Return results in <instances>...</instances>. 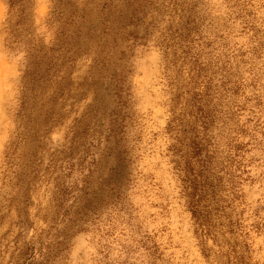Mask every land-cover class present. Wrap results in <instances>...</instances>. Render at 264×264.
Here are the masks:
<instances>
[{
	"label": "rangeland",
	"instance_id": "rangeland-1",
	"mask_svg": "<svg viewBox=\"0 0 264 264\" xmlns=\"http://www.w3.org/2000/svg\"><path fill=\"white\" fill-rule=\"evenodd\" d=\"M57 4L0 0V264H264V0Z\"/></svg>",
	"mask_w": 264,
	"mask_h": 264
},
{
	"label": "trees",
	"instance_id": "trees-1",
	"mask_svg": "<svg viewBox=\"0 0 264 264\" xmlns=\"http://www.w3.org/2000/svg\"><path fill=\"white\" fill-rule=\"evenodd\" d=\"M9 11L20 10L24 7L28 0H6ZM63 0H54L55 3H61ZM25 53V71H24V87L30 79L35 81L47 82L49 79L54 78L55 74L61 73V66H64L67 55L61 53H44L42 50L33 51L28 48L24 50ZM58 63H62L58 65ZM36 69V72H34ZM51 77V78H50ZM39 85V83H38Z\"/></svg>",
	"mask_w": 264,
	"mask_h": 264
}]
</instances>
